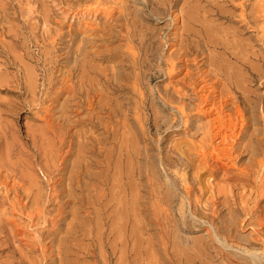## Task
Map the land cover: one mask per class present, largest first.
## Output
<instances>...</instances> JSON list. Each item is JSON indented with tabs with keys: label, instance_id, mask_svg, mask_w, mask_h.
Masks as SVG:
<instances>
[{
	"label": "bare ground",
	"instance_id": "obj_1",
	"mask_svg": "<svg viewBox=\"0 0 264 264\" xmlns=\"http://www.w3.org/2000/svg\"><path fill=\"white\" fill-rule=\"evenodd\" d=\"M123 1L124 0H112V5H108L109 7L106 6L105 8V4L102 3L103 1L100 2V0H98L95 1L96 6L91 11L103 9V14L108 15L110 19L113 18L114 11L121 12L120 16L122 18L120 27L123 26L122 28L125 29V34H120V30V33L117 32L118 35L116 38L119 40L123 36L125 40H127V45L125 49L117 48L111 51V54L109 53L108 56H104L102 59L115 61L118 58H122L126 64L117 66L114 70L101 69L94 66L91 63L93 57L91 58V54H89L90 50L87 51V44L84 45L83 43L82 46L80 45L74 49L73 53L76 54L75 57L73 56L74 54H72V50L69 49L66 61L62 64L63 68L58 69V71H61V77L56 81H53V79L47 80V89H44L46 90L48 98L52 101H49L50 104L47 103V106L45 104L46 114L45 117H43L46 118L49 125H52H50L51 128L49 127L50 130L53 129L52 127L55 128V126H57L58 133L60 134L58 137L60 144H64L67 138H69L68 144L66 145L67 150L63 152L64 156H62V161L60 163L62 167L56 168L58 170L57 172L60 174L63 170H67L69 166L68 156L77 153V159L72 162V167L69 172L70 175L69 177L67 176L69 179L68 181H70V183H68L70 192L73 189L71 188L72 182H81L83 178H85V181L82 183L89 189V184L94 186L91 188L94 189L97 187L99 188V183L107 187V184L112 182V186L109 190L110 192H108L110 193V198H108L109 200L107 199L108 201L106 200L104 202L103 200V197H107V193L103 192L104 189L96 193L91 192L92 194L90 193V197H92V200L87 201L84 198L85 201L81 200L84 202H81L82 205L86 204V206H89L90 204H97L102 208L103 212L101 214L97 213L100 219L97 221L101 223V221L104 220L102 223H108L110 230L108 232H102L100 229L104 226L98 229L102 226L98 224L96 225L99 227L96 228L97 231L95 236H91L95 237L91 240L92 242L87 245L83 242L81 243V239L77 237V233H79L82 228L81 224H85L86 228H83L88 229L87 226L90 225L88 220L93 222L98 217H91L90 219H88V217V220L86 219L85 221L84 216H82L83 214L79 215L77 208V210L72 212L75 221L73 220L74 223L69 228V231L75 236L72 237V239H76L77 237L80 239V243L72 241L75 245L68 246L67 244H58L59 246L57 249H53L54 246L51 247V245L44 243L45 245L41 246L42 253L45 257H51L57 250V253L62 257L59 263L62 264H190L197 261L196 258L198 257H200L199 264H208L206 256L209 255L207 253L209 252L210 246L205 241L201 240V242L199 241V243L193 245L194 252L192 253L186 250L185 246V248L183 247L184 249H177L175 246V248H170L171 245H167L171 241L170 233L163 228L165 226L160 228L163 222L161 223L159 213H161L160 211L163 209L160 208L163 204H172L174 195L162 192L156 185V180L164 174H162L159 169L157 163L158 159L155 154L147 149H141L138 146L141 141V132L139 129L137 130L136 128V132L132 137L128 136L129 131L125 129V119L134 110H132V105L137 104L138 106L136 107L139 108L141 107L139 105L145 104V100L147 99L145 97L144 99L142 98L144 94L140 90L145 64L148 65V62L155 64L160 61L159 64L156 63L159 69L154 73L158 77L166 75V77L170 79L186 70L184 76L180 79L183 83L182 86H179L176 80L172 89H166L164 92H159L160 89H157L159 97L164 102V106L158 103L159 107L161 106L163 108L166 105L173 110L172 119L168 121V125H165L167 129H175L181 125L184 126L185 130L193 131L190 135L191 138L186 140L184 145H178L171 152L166 153L165 159L161 158L162 164L166 167V169L164 168L166 171L172 168L171 172L168 173L170 176L168 180L178 185V188H180L182 192L180 194L181 208L183 209L186 206V201L188 200L187 202L193 207L191 211L192 216L199 217L207 221V223L209 222V225H211L213 229L215 228L216 237L218 240L222 241L224 246L218 249V253L221 251L222 255L225 256V259H228L227 261L230 264H264V231L262 232V229H264V205L260 204L262 203V199L264 200V106L261 102L262 99L256 95L254 90V88H261L259 85H264V75L262 72L264 61L263 54L254 48L255 46L252 42L254 40L263 42V23L262 25H260L261 23L257 24V21L261 20L260 18L263 17V3L258 5L254 3L248 11L249 4L246 2L249 0L239 2L243 7L240 14V29L227 32L216 27L217 25L214 24V18L229 19L227 6L233 5L232 3L236 0H200L201 2L203 1L204 4H200L199 2L194 3V0H184V6L178 12L176 11V7L181 0H149L142 8L135 11L134 18L139 16L146 20L155 18L159 21L170 19L168 25L171 26L170 28L174 29L173 36L168 34L163 35L164 41L163 38H159L155 32L148 35H141L140 33L139 35L135 28L136 18L131 19V17H128L126 13H124L125 7L124 4H122ZM98 5H102L103 8H99L101 6ZM260 31H262V34L259 33L261 35H258ZM108 32L109 34L111 33L110 30ZM243 34H248L249 36L243 37ZM256 35H258V37ZM112 36L113 35L110 37ZM137 40H139V42L141 41L142 44H148L145 49L144 57H141V50H135V47L131 45V43ZM166 44L169 45L168 49H171L168 56L165 54L162 55L163 48ZM71 61H73L72 65H70ZM64 66L68 68L63 70ZM45 67L47 66L45 65ZM130 68L131 70L126 72V70ZM25 70L27 76L25 84L29 87L22 86L18 88L19 91H17V93L20 96L28 93V90L32 91L35 90V88L37 89V87H35V82L39 77H35L36 71L31 69ZM139 70H141V72ZM48 75L47 77L50 76ZM129 81H131V84ZM56 83H59V85L55 87ZM52 90L54 91L52 92ZM123 91H126V93L120 97L122 103L120 102L119 108H117V106L114 107V103L112 102L113 97L110 96L111 93H121ZM65 93L68 94V96L60 103ZM126 94H129V96H125ZM36 96L34 98H36ZM23 101L27 102L26 99H23ZM155 103L157 102L155 101ZM151 107L152 106H150V109ZM260 107H262V110ZM100 112L107 113V118L113 119L114 122L111 121L106 123L104 121L105 118L102 120L99 115L97 116ZM57 113H60V115H58L57 121H54L53 116ZM82 113H85V115ZM117 117L123 118V122L121 120L119 121V119L117 120ZM157 119L158 115L154 114V125H157ZM55 122L57 123L55 124ZM53 124L55 125L53 126ZM115 124H117V126L120 125L121 129H123L121 134L119 126L115 128ZM132 124L134 125H132L133 127L136 126L135 121ZM80 125H83L85 129L83 127H81V130L75 129ZM101 127L104 129L106 128V132L109 136L108 139L112 137V142H116L117 137L120 139L119 144L116 142V148L119 150V158L115 162V167L113 166L115 171L111 174H105L103 171L99 173L90 171V166L96 165L99 161L95 163L93 159H88L86 155L88 152H94L93 149L101 145L97 146V142L95 143L92 141L93 135L91 133L89 134L88 131ZM112 127L113 130L109 132ZM245 140H247L246 143H244ZM97 141L99 143L102 142L99 140ZM97 152H100V150H97L96 153ZM110 155L111 153H108L107 157H105L107 165L106 167L104 165V167L107 172H111L109 169H112L113 162L110 160ZM241 159H246V162L240 164L239 161ZM50 163L55 162L51 161ZM181 168H183V173L180 172ZM204 173L216 179L221 174L222 178H220L218 183L214 184L215 186H197L201 174ZM33 175L34 173L32 176ZM32 176L30 179L35 178ZM88 176L95 178L94 182L88 183L90 180ZM86 178L89 179L88 182ZM136 179H142L144 182L138 183ZM228 179H234L235 181L239 180L249 184L254 183L253 194L255 200L253 206L247 210L249 214L252 213V217L247 218V220L260 226L255 228L257 235L255 237L252 236L255 241L261 242L262 246H259L260 248L255 247V242H252V240L249 239L250 237H242L234 231L235 227L233 228V226L234 222L237 224V216L234 215V220L230 218V221H224L223 224H219V218L222 213L228 212L233 215L234 212L240 213L241 210L245 209L244 206L241 205V202L238 203L236 200L232 201L229 199V194L234 188L233 184L229 186L219 185L221 182ZM58 181H61V177L58 178ZM32 182L33 181H31V184ZM77 187L81 188V185ZM77 190L78 189H76V191ZM139 197H147L149 199L147 202H151L154 211L153 214L155 215V218H153L155 221L154 224L160 225L159 232L164 233L162 234L163 237L160 238L161 240L159 242L161 243L159 247L155 244L147 247L143 244H130V241L129 243L126 241V244L122 243L123 240L121 242L119 241L124 233H122V228L125 225H122L123 221L118 222V220L124 219L123 214H125V217L127 216L130 218V220L133 219L132 221L138 220L137 214L141 212L137 213V211H139L138 205H143V203H141L143 198L140 200ZM204 197L207 198L204 199ZM51 198H54V196H51ZM114 200L118 203L116 207L120 205L123 206L124 209L118 208L119 210H116L117 219L113 217V219H115L113 220L111 218L110 222H108L106 220L112 215L110 213L106 214V210L111 207ZM69 203L68 201V204ZM57 204H59V207L57 208L56 214L49 217L47 220L50 232L52 233L63 226L61 222L65 219V215L63 214L66 210L65 205L67 201H59ZM114 211L113 209L112 214H114ZM165 216L166 215H164V217ZM82 219H84V221H82ZM247 220H241L240 222L243 223V221H245L243 224L245 225ZM132 224L131 231L133 232L134 227ZM210 227L207 226L205 230L208 233V238L212 242H215L216 237L213 232L214 230ZM92 228L91 226L89 230H92ZM116 228L119 229V233L115 236L111 233L116 231ZM112 235H114V240ZM221 238H223V240H221ZM150 241L149 239V242ZM229 248L236 249V252L231 251L233 249L230 250ZM144 255H146V258ZM56 257L57 256L54 258ZM82 257L84 258L83 260H81ZM57 258L59 261V257ZM55 261L54 259L52 264L55 263Z\"/></svg>",
	"mask_w": 264,
	"mask_h": 264
},
{
	"label": "rangeland",
	"instance_id": "obj_2",
	"mask_svg": "<svg viewBox=\"0 0 264 264\" xmlns=\"http://www.w3.org/2000/svg\"><path fill=\"white\" fill-rule=\"evenodd\" d=\"M95 1L98 0H0V264H52L54 259L56 261L53 264H58L62 257H60L61 255L57 253V250L53 255L59 257V261L58 258H54L55 256L53 255L51 257H45L41 250L42 245H51V247L54 246L53 249H57V247L59 246L58 244H67V246L75 245V243H80V239L81 243L83 242L87 245L92 242L91 240L93 238H95L91 236H95L97 231L96 228H98L100 225L102 226H100L98 229L104 226L103 228H101L102 230L100 229V231L108 232L110 230L108 227V223H102L104 222V220L101 221V223L100 221H97L100 220L98 215L103 212L102 208L97 204H90L91 206H86V204L82 205L81 202H84L81 200H92V197H90L92 193H96L97 191L104 189L103 192L107 193V197H103V200L105 202L108 198H110V193L108 192H110L109 190L112 186V182L108 183L109 185L107 184V187L99 183V188H94L96 189L94 190L91 189L94 186L90 184V189L86 188L87 186H84L82 182L85 181V178H83V181L81 182H72L71 188L73 189L70 192L68 186V183H70V181H68V177L70 175L69 172L72 167L71 164L74 160L77 159V153L68 156V169L61 172L64 175H62L61 173L59 174L56 168L62 167L60 163L62 161V156H64L63 152L67 150L66 145L68 144L69 138H67V141L64 144H60L58 138L60 134L58 133L57 126H55V128L52 127L53 129L50 130L52 125L50 124V126L49 122L46 120V118H44L46 114L45 107L52 101L48 98L46 90H44L47 89L46 82H48L49 79H53V81H56L61 77V71H58V69L63 68L62 64L66 61V56L69 49H71L72 54H74V49H76L80 45L82 46L83 43L84 45L87 44V51L90 50L89 54H91V58L93 57L91 63L101 69L104 68L107 70H114L115 67L126 64V62L123 61L122 58H118L115 61L102 59V57L108 56L109 53L111 54V51L116 50L117 48L125 49L127 40H125L123 36L119 40H117L116 38L118 33L120 32V34H125V29L122 28L123 26L120 27L122 18L120 16L121 12L114 11L113 18L110 19L108 18V15L103 14V9L91 11L96 6ZM111 1L112 0H100V2L105 4V6L103 5L105 8L106 6L109 7L108 5H112ZM148 1L149 0H124L122 2L125 7L124 13H126V15L128 17H131L132 19L135 16V11L142 8ZM241 1L245 0H236L232 3L233 5L227 6V9L229 11V19H216L215 16V18L212 17L215 19L214 24L217 25L216 27H218L222 31L227 32H233L237 29H240V14L241 9L243 8L239 4V2ZM196 2L204 4V2H201L200 0H194V3ZM91 3L94 5H92ZM246 3L249 4L248 11L254 3L257 5L263 3L264 8V0H249ZM98 6H101L99 8H103L102 5ZM183 6L184 0H181L176 7V11H180ZM135 18V28L138 31L139 35L140 33L141 35H148L152 32H155L158 37L161 39L163 38V40V35L168 34L170 36H173L174 29L170 28L171 26L168 25L170 19H163L162 21H159L155 18H150L149 20H146L139 16ZM260 19L261 20L257 21V24L261 23L260 25H262L263 23L264 26V11L263 17ZM109 30L111 31L110 34L108 32ZM259 33L262 34V31L258 32V35H261ZM111 35L113 36L110 37ZM258 35L256 36L258 37ZM248 36V34H243V37ZM254 41H252L255 46L254 48L263 54L264 61V32L263 42H261L260 40ZM141 44L142 43L141 41L139 42V40L131 43V45L135 47V50H141V57H144L145 49L148 44L144 43L142 44L143 46ZM168 48L169 45L166 44L163 48L162 55H169L171 49ZM73 56L75 57L76 54H74ZM72 63L73 61H71L70 65H72ZM156 63L159 64L160 61ZM156 63L152 64L151 62H148V65L145 64V67L143 68L142 75L144 76H142L141 79L142 84L140 85V90L144 94L142 98L144 99L145 97L147 99L145 100V104L139 105L141 106L139 107L140 109L136 107L138 106L137 104L132 105V110H134L125 119V129L129 131V137H132L135 134L136 128L137 130L139 129V131L141 132V141L138 146L141 149H147L151 153L155 154L158 159L157 163L159 165V169L161 173L164 174L163 176L159 177L158 180H156V185L162 192L171 193L174 195V197L172 200V204H163L160 207L163 208L160 211L161 213H159L161 223L163 222L161 226L154 224L155 221L153 218H155V215L153 214L154 211L151 202H147L149 201V199L147 197H139L140 200L143 198L141 200V203H143V205H138L139 211H137V213L141 211L139 214H137L138 220L132 221L133 219L130 220V218H128L127 216L125 217V214H123L124 219L118 220V222L123 221L122 225H125V228H122V233H124L120 237L121 239H119V241L121 242L123 240L122 243L124 244H126V241L128 243L130 241V244H143L147 247H149V245L151 246L155 244L159 247L161 243L159 242L161 240L160 238H162V234H164L163 232H159V229L165 226L163 228L168 230V232L170 233L171 241L167 244L169 246L171 245L170 248L177 247V249H182L185 246L186 250L192 253L194 252L193 245L199 243V241L201 242L202 240L210 246L209 252L207 253L209 255L206 256V261L208 262V264H230L227 261L228 259H225V256L222 255L221 251L218 253V249H221L224 246L222 244V241L217 239L215 228L213 229V227L209 225V222L207 223V221L202 220L199 217L192 216L191 211L193 210V207L189 204V202H187V199L185 206L186 209L185 207L183 209L181 208L180 194L182 192L180 191V188H178V185L173 184L170 180H168L170 179L168 173L171 172L172 168L166 171V167L162 164L161 158L165 159L166 153L171 152L178 145H184L185 141L191 138L190 135L191 132L193 133V131H187L185 130L184 126L181 125L178 128H172L168 130L165 125H168V121L172 119L173 110L166 105L163 108L161 106L159 107L158 105V103H160L162 106H164L163 100H161V98L159 97V92H164L166 89H172L174 86L173 84H175L176 80L178 81L179 86H182L183 83L180 79L184 76L186 70H184L181 74L174 76V78L169 79L166 77V75L158 77L156 76V74H154L155 71L159 69V66ZM45 65L47 67H45ZM65 68L68 67L64 66L63 70H66ZM25 69L36 71V73L34 72L35 77L39 78L35 79L39 81L37 82L35 80L37 82H35V87H37V89L35 88V90H32L33 92L28 90V93H25L24 95H22V97L18 95L17 91H19L18 88L27 85L25 84L27 81ZM130 70L131 68L127 69L126 72H129ZM139 71L141 72V70ZM262 72L264 75V65ZM47 75L49 77H47ZM129 82L131 84V81ZM57 85H59V83H56L55 87ZM259 86L261 88H254V90L256 92V95L260 97V99H262L261 102L264 106V85ZM157 89H160L159 92L157 91ZM53 91L54 90H52V92ZM123 92H116L113 94L111 93L110 96L113 97L112 102L114 103V107L117 106V108H119V105L122 103L120 97L124 95L126 91ZM41 94L44 96H42ZM129 94H126L125 96H129ZM34 95H37L36 98H34ZM67 96L68 94L65 93V95H63V97L61 98L60 103L64 101V98H66ZM22 98L26 99V101L29 103L23 101ZM155 101L157 103H155ZM150 106H152L151 109ZM260 109L262 110V107H260ZM82 114L85 115V113ZM154 114L158 115L157 125H154ZM58 115H60V113L54 114V121H57ZM98 115L102 118V120L105 118L104 121L106 123L113 121V119L107 118L108 115L105 112H100L99 114H97V116ZM118 119L119 121L123 120V118L120 117H117V120ZM134 121L137 127H133L134 125L132 123ZM56 123L57 122H55V124ZM55 124H53V126ZM115 125V128L119 126L121 134L123 132V129H121L120 125ZM81 127L85 129L83 125H80L75 129L81 130ZM112 130L113 127L109 132H111ZM105 132L106 128L104 129L103 127L99 129H91L90 131H88L89 134L91 133L93 135L92 141H94L95 143L97 142V146L101 144V148L96 147L97 149H93L94 152H88L86 153V155L88 156V159H93L95 163L99 161L96 163V165L94 164V166H90V171L95 173L103 171L105 172V174H111L115 171V162L119 158V150L118 148H116V142L117 144H119L120 139L117 137L116 142H112V137L108 139V133L106 132L105 134ZM97 140L102 142L99 143ZM246 142L247 140L244 141V143ZM97 150H100V152H97L98 154L96 153ZM108 153H111L110 160L113 162L112 169H109V171L111 172H107L105 168L107 165V163L105 162V157H107ZM55 154H57L58 156ZM50 160L54 161L56 164L50 163ZM244 162H246V159H241L239 161L240 164ZM181 169L180 172L183 173V168ZM33 173L34 175L32 176ZM30 175L35 178L30 179ZM59 177H61L60 182L58 181ZM88 178H86L87 182L89 180L88 183L94 182L95 178H91V176H88ZM220 178H222L221 174L217 179L211 177L207 173L201 174L197 186H215L214 184L218 183L220 181ZM31 181H33L32 184ZM136 181L138 183L144 182V180L142 179H136ZM79 184L81 185V188L77 187L80 186ZM232 184L234 185V188L229 194V199L232 201L236 200V202L238 203L241 202V205L244 206L245 209L241 210L240 213L234 212L233 215L228 212L222 213V218L220 217V220L218 219L220 221L219 224H223L224 221H230V218L234 220L235 216H237V224L234 222L233 226V228L235 227L234 231L242 237H250L249 239H251L252 242H255V247L260 248L262 246L261 242L255 241L254 238H252V236L255 237L257 235V231L255 230V228H258L260 226L247 220V218L252 217V213H250V215L247 210L248 208H251L253 206L255 200V196L253 194L254 183L249 184L239 180L235 181L234 179H228L221 182L219 185L229 186ZM76 189L78 190L76 191ZM51 196H54V198H51ZM159 198L162 199L161 197ZM205 198L207 197H204V199ZM59 201H67V204L65 205L66 210L63 214L65 215V219L63 220V222H61L63 226L61 225L62 227H59V230H56L54 233H52L50 232V227L47 220L49 217L56 214L57 208L59 207V204L57 203H59ZM68 201L70 202L69 204ZM113 202L112 204L114 206L111 204V207L106 210V214L110 213L112 215L106 220L108 222H110L111 218L113 219V217L117 219V211L119 210L118 208L124 209V207L120 205L116 207V205L118 204L116 203V200H114ZM261 202L262 203L260 204L264 205L263 199ZM77 208L79 211V215L83 214L82 216H84L85 221L88 217V219H90L91 217L98 218L93 222L87 219L88 223L90 222V225L87 226L88 229H85L86 226L82 223L83 226L81 224L82 228L79 233H77V237L80 239H78L77 237L76 239H72V237L75 236L71 234L72 232L69 231V228L75 221L72 212H74V210H77ZM111 209L115 210L114 214H112L113 212ZM97 213L99 214L97 215ZM164 215L166 216L164 217ZM241 220H247L246 224L243 225L245 221L241 223ZM82 221H84V219H82ZM190 222L193 224H191ZM98 224L99 226L97 227L96 225ZM131 224L134 227L133 232L131 231ZM91 226L93 228L92 230H89ZM207 226H211L210 228L214 230L213 232L216 237L215 242H212L208 238V233L205 230ZM116 231H113V233L111 234H114L116 236L117 233H119V229H117ZM263 231L264 229H262V232ZM156 232L159 233L157 234ZM47 235L50 236L48 237ZM114 235H112L113 240ZM139 239L142 240L140 241ZM149 239L151 240L150 242ZM175 239H178V242ZM69 240L71 241V243ZM221 240H223V238H221ZM72 241L75 243H73ZM229 249L231 250L233 248ZM235 250L236 249H233L231 251L236 252ZM144 257L146 258V255H144ZM83 259L84 258L82 257L81 260ZM199 259L200 257L196 258L197 261L190 264H199Z\"/></svg>",
	"mask_w": 264,
	"mask_h": 264
}]
</instances>
